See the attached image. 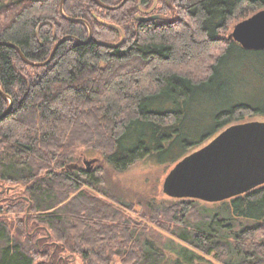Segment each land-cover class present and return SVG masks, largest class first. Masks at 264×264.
Instances as JSON below:
<instances>
[{"label":"trees","instance_id":"16d2710c","mask_svg":"<svg viewBox=\"0 0 264 264\" xmlns=\"http://www.w3.org/2000/svg\"><path fill=\"white\" fill-rule=\"evenodd\" d=\"M60 1L0 0V115L9 100L12 103L0 119V180L24 185L28 210L36 213L26 230H52V238L60 241L67 234L86 238L80 252L85 264H96L91 259H98L105 249L114 248L112 255L124 257L132 231L113 227L104 232L91 219L72 225L74 218L64 205L50 212L81 185L95 188L101 183L97 171L69 170L66 165L79 158L81 150L99 152L118 171L153 155L177 163L191 148L245 117L264 116V86L258 98L245 95L231 102L219 97L232 84L221 66L234 50L264 55V49L246 50L233 40L223 41L221 34L234 18L264 8V0H181L184 19L175 27L172 22H138L137 0H126L117 9L103 8L94 0H63V13L83 21L65 18ZM99 1L116 5L121 0ZM151 2L141 0V6ZM89 29L92 36L84 43ZM64 36L72 38L61 42L44 66L25 63L16 49L3 44L16 45L32 62H43ZM221 41L223 47L205 67L207 58L203 62L195 52L220 48ZM197 62L202 66L195 73L205 70L203 76L195 77L193 69L184 67ZM250 68L264 82V68ZM57 184L64 188L61 195ZM81 196L83 211L101 219L105 208ZM194 202L181 198L169 205L170 233L178 239L173 242L177 262L204 261L205 254L221 264H264V185L209 203L216 212L207 216ZM78 204L67 207L75 212ZM232 221L240 229L233 236ZM22 233H11L0 219V264H35L38 255L50 261L61 252L60 247H45V237H39L43 253L33 254L19 239ZM104 234L109 246H95L97 236ZM134 246L133 256L122 258L120 264L163 260V251L148 239Z\"/></svg>","mask_w":264,"mask_h":264},{"label":"rangeland","instance_id":"374dc122","mask_svg":"<svg viewBox=\"0 0 264 264\" xmlns=\"http://www.w3.org/2000/svg\"><path fill=\"white\" fill-rule=\"evenodd\" d=\"M7 1L10 0H6V2ZM156 1V7H154L151 12L150 10L147 11V15L145 14L146 16H143V13L138 11L136 14V20L138 22L157 23L158 25H169L172 22L173 27H175L177 24L176 22L179 23L182 19H184V14L181 8L183 4L181 0ZM149 12L150 14H148ZM254 12H248L245 17H236L231 20L227 28L221 34L223 41L227 39V35L231 32L235 23L250 16ZM138 17L143 18L140 19ZM147 18L150 20H147ZM172 23L170 25H172ZM223 41L219 44L220 48L216 47L215 49H210L208 52L205 50H198L194 55H200L203 57L200 58L203 62L207 58L205 64V67H207L208 63L210 64V62L213 61V58L216 57L220 49L223 47ZM175 66L177 67V65ZM201 66L202 64L199 62L184 65L185 68L193 69L194 71L189 70L193 73H195V69L200 70ZM221 67L223 68V74L228 76V80L232 82V84H229V89H225L219 97L222 98L224 96V98L229 99L231 102H236L241 96L245 95H253L254 97L257 96L256 98L259 97L257 93L258 91H262V89H259L264 86V82L259 80L255 71L252 73V69L250 67H253L254 70L261 67L264 68V55L260 56L252 52L245 54L237 49L231 53ZM244 67H248V69L245 70ZM202 72L204 73L205 70ZM202 72L200 74L201 76H203ZM200 75L195 73V77H199ZM217 100H220V98H217ZM208 102L211 103L213 101L209 99ZM252 121L264 122V116L256 115L245 117L238 123ZM213 138L214 137L211 138L210 136L203 143L191 148L189 152H187V154H185L177 163H170V161L165 157L153 155L134 162L123 171H118L107 164L99 152L81 150L79 152V158L69 162V164L77 165L76 169L65 168L69 170H86V168H89V170H86L87 172L97 171L99 173L98 175H100L101 183H99V185L95 188L87 185H81L78 191L69 192L67 194V199L63 200L60 204L56 205L49 211L53 212L54 209L64 205L68 212L67 215L74 218V220L70 221L72 225H77L79 227L85 221L91 219L92 221L95 220L97 221L96 223L102 225L101 228L104 232H107L113 227L120 229L122 232L126 231L128 233L132 231L131 233L133 236L129 239L127 248L123 250L125 253L122 252L123 256L126 257V260L133 256V254H131V252H133L131 249H133L132 247L134 245L139 244L140 246L144 239H148L155 247L163 251L164 257L160 264H188L185 262H177L178 257H176V254L173 251V242H178V239L170 233V230L173 229V222L168 220H171L168 212L169 205L173 204L178 199H181L175 198L173 193L175 192L178 179L182 173L188 169V162L192 159L191 157H202L206 152H204V150H207L208 148L209 141ZM92 159H94V161L89 165L85 164V161H90ZM185 161L187 162L182 165V162ZM57 171H59V169H57ZM63 171H65L64 167L61 168L59 172ZM55 189H59L58 193L60 195L64 191V188L61 186L59 187L58 184ZM81 193H84L87 195L86 198L89 197L93 202H97L105 208V211L101 214V219L95 216L93 212L87 213L83 211L84 207L83 205H80V202L84 204L83 201H85V198L81 196ZM27 196L28 194L26 193L23 184L15 181L0 180V219L7 223L11 233L17 234L18 231L29 233V236L27 235L26 238L24 236L25 233L24 235L22 233L19 239L22 241L23 245H29V248H31L30 251L33 254H35L34 251L37 252L38 250L39 253H43L42 248L39 249L40 247L37 244L39 237H45L46 240L43 243L45 247L50 249L60 247L61 252H58L54 260L48 261L38 255V257L35 258V264H85V256L80 251L86 247L84 244V242L87 241L86 238H79L77 234L65 235L66 233L63 232L65 238L60 241L52 238V230L43 229L40 231L39 229L38 234L34 230H26L27 223H31L30 221L33 220L32 218L36 216V213L29 212L28 210L27 203L25 202ZM70 200L73 201L71 202ZM92 201L91 203H93ZM221 201L223 200L213 202ZM74 202L79 203L74 207L76 208L75 212H73L74 209L70 210V208L67 207V205L73 207L74 204L72 205V203ZM213 202H208L206 204V201L196 199L194 205L197 210H202L203 214L207 216L209 213L216 212L215 208H209L212 207V204L209 203ZM37 223H39L38 226L40 228L45 227L44 224L40 222ZM236 223L237 221H232L233 227L231 235L239 233L240 229ZM56 226L59 229L63 228L62 224H57ZM222 232H224L223 229L220 233ZM88 234L90 235V232H88ZM93 234L95 235V233ZM107 236L108 235L105 234L104 236H97V240L95 239L94 241L95 246L107 248L111 243L108 240H105L107 239ZM137 239L139 243L136 242ZM169 239H172V241L169 242ZM122 240L123 239H120L118 242L121 243ZM230 241L231 243H235L233 237H230ZM33 245H36L34 249H32ZM113 251L114 248L112 251L105 249L98 259L93 258L91 260L93 263L96 262V264H99L100 262L101 264H120L122 258L124 257L112 255ZM203 257L207 260L194 262L193 264H221L212 256L203 254ZM238 258L239 257H233L232 260L236 261Z\"/></svg>","mask_w":264,"mask_h":264},{"label":"water","instance_id":"95a60500","mask_svg":"<svg viewBox=\"0 0 264 264\" xmlns=\"http://www.w3.org/2000/svg\"><path fill=\"white\" fill-rule=\"evenodd\" d=\"M94 1L103 8L117 9L126 0H121L116 5H107L99 0ZM62 5L63 0L60 1L59 9L65 18L83 21L80 18L66 16L62 11ZM147 20L150 19L147 18ZM91 36L89 29L87 40L82 42L89 41ZM68 38L72 37L64 36L59 39L54 44L48 58L43 62H32L22 54L16 45L7 42L3 44L16 49L25 63L44 66L51 60L57 46ZM227 39L237 42L246 50H263L264 8L235 23L231 32L228 33ZM11 104V100H9V105L0 115V119L9 112ZM208 144L202 157H191L188 169L182 173L176 183L173 193L175 198L213 202L229 199L264 185V122L252 121L233 124L222 130ZM93 161L94 159L85 161V164L89 165ZM186 162H182V165ZM76 166L68 164L66 168L72 169Z\"/></svg>","mask_w":264,"mask_h":264},{"label":"flooded vegetation","instance_id":"af4514ba","mask_svg":"<svg viewBox=\"0 0 264 264\" xmlns=\"http://www.w3.org/2000/svg\"><path fill=\"white\" fill-rule=\"evenodd\" d=\"M126 2V1H125ZM155 2L157 3V1L156 0H152V3L150 4V5H148V6H146V7H142L141 6V0H137V8H138V11H141L140 13H143L142 15L143 16H146L147 14H146V12L147 11H149L150 10V12H151V10H153V8L154 7H156V5H155ZM150 12L148 13V14H150ZM152 13H154V12H152ZM146 14V15H145ZM135 19H137L136 17H137V15L135 14ZM138 18H140V19H142L143 17H138ZM144 23H146V22H144ZM148 23V22H147ZM220 133V132H219ZM218 133V134H219ZM217 134V135H218ZM216 136V135H215ZM76 169V168H75Z\"/></svg>","mask_w":264,"mask_h":264}]
</instances>
